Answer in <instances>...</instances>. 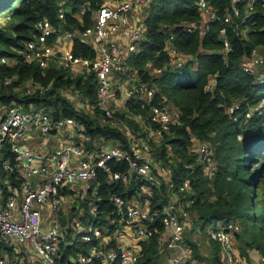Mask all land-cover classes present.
I'll return each mask as SVG.
<instances>
[{
    "label": "trees",
    "instance_id": "16d2710c",
    "mask_svg": "<svg viewBox=\"0 0 264 264\" xmlns=\"http://www.w3.org/2000/svg\"><path fill=\"white\" fill-rule=\"evenodd\" d=\"M208 1L221 17L230 13L231 21L225 22L220 17L211 22L204 34L199 27L202 16L198 0H154L145 20V38L138 52L129 57L128 63L136 69L138 79L156 88L152 103L161 102L166 106L172 103L180 112V121L160 135L155 131L158 124L152 120L149 107L142 106L144 99L140 95H133L127 100V112L114 110V118L119 125L106 123L98 102L94 71L72 77L69 70L43 69L38 63L29 62L22 56L26 41L34 39L37 33L39 19L48 17L67 29H84L94 24L93 13L102 0H69L73 7L66 13L65 21L57 17L60 0H0V14L9 10L5 22L0 24V55L17 58L12 64H0V75L14 77L11 84L0 85V102L36 104L56 118L79 120L84 125L85 147L90 150L98 148L95 144H101L103 139H111L116 142L114 145L132 150L124 125L139 137L149 136L154 157L169 168L164 176H160L154 168V176L160 179V186L154 187L150 206L154 208L166 203L171 180L177 184L189 180L192 192L178 195L186 209L195 215V223L202 220L201 227L207 233L209 226L219 222H238L241 230L236 233L234 242L239 253L249 258L250 251L256 250L261 255V262L264 261V104L261 114L256 111L247 118L244 113L261 104L264 80L244 71L242 65L254 47L262 48L264 53V0H255L252 6L248 1L237 2L239 14L232 9L231 0ZM84 6L87 11L76 17L74 14ZM7 15H10L9 19ZM223 28L226 29L225 38L232 47L230 52L224 48ZM169 43L194 58L177 65L170 48H167ZM73 50L78 55L96 56V50L79 38L74 40ZM150 65L160 71L158 75L149 72ZM211 78L215 79V84L208 89ZM31 81L43 84L46 89L29 92L28 82ZM70 89L81 92L85 103L93 107L92 113L75 103ZM237 100H241V106L236 110L240 117L234 120L228 108ZM239 134H242L241 138ZM194 137L207 139L214 146L216 168L213 175H209L206 166L198 160ZM4 158H10L14 164V154L7 143L0 151V183L8 179L11 188L20 187L17 172L4 169ZM108 166L111 171L126 172L129 169L125 160L111 159ZM150 181L149 178L135 176L128 183L113 181L107 171L99 170L97 179L91 182L82 201L86 208L81 219L86 221L94 217L96 223L104 224L108 231L113 230L114 226L107 216L118 218L113 194L132 199L150 185ZM97 183L100 192L93 196V187ZM9 194L10 188L4 185L5 203ZM191 197L195 198L194 202L187 203ZM91 198L99 204L97 211L91 208ZM78 216L72 215L69 222L66 221L68 230L61 244L63 258L66 259L73 252L87 253L90 246L80 240L66 244L72 237L69 231L72 228L68 224H73V217ZM154 226L158 230L143 243L140 264H164L157 245V238L164 229L161 218L155 221ZM189 232L185 233V244L192 249L194 260L202 264H227L221 258L218 242L208 236L213 247L210 254L204 253L202 246L187 237Z\"/></svg>",
    "mask_w": 264,
    "mask_h": 264
},
{
    "label": "built area",
    "instance_id": "2783aa9c",
    "mask_svg": "<svg viewBox=\"0 0 264 264\" xmlns=\"http://www.w3.org/2000/svg\"><path fill=\"white\" fill-rule=\"evenodd\" d=\"M154 0H102L101 5L93 13L94 24L84 29H67L62 24H55L48 17H43L36 23L37 33L34 39L26 41L22 56L29 62L38 63L43 69L63 68L71 70L76 65H83L94 71L97 78L98 102L104 111L105 118L113 125H119L114 118V110L110 106V96L113 91V74L124 72L128 68L129 57L138 52L145 38L146 29L143 23L131 24V17L138 5L150 4ZM248 1L251 5L255 0H231L232 9L239 14L237 2ZM200 10L207 14V20L202 26L205 34L210 28L211 22L220 18L208 0H198ZM252 6V5H251ZM69 0H60L57 17L66 20V13L72 10ZM87 11L86 6L74 15H82ZM221 17L225 22L231 21V14L226 13ZM10 15H7V19ZM224 36V48L226 52L232 50L225 38L226 29L221 30ZM66 35L72 42L81 37H92V47L96 50V56L78 55L72 46L53 49L52 46ZM123 35L124 41L115 38ZM175 63L182 65L186 62V54L181 53L175 47L171 48ZM17 58L8 55H0V64H12ZM244 71L256 74L264 80V53L260 47H254L250 55L244 58L242 65ZM261 68V69H260ZM74 77L73 74H71ZM14 77L0 75L1 84H11ZM214 84L209 83L210 89ZM35 89L44 91L46 87L37 82H28V91ZM143 96V107L148 106L150 116L158 124L155 130L158 135L168 130L171 125L180 121L179 110H172L161 102L152 103L156 94L154 87H149L146 82L135 85L128 91V96ZM264 104V98L257 107L249 108L244 115L250 118ZM241 100L235 101L228 112L238 120L240 115L236 110L240 108ZM132 150L127 151L118 146H104L98 150L94 157L87 156L84 146L75 141L67 140L64 144L55 147L51 151L33 149L26 143L30 134L42 133L65 134L70 129L71 134L78 136L84 131V125L72 117H54L43 107L36 104L23 105L10 102H0V151L9 145L14 154V164L10 158L2 161L5 170L17 172V178L21 180L20 187L10 189L5 204H0V237L14 238L20 242H29L32 250L38 258V264H140V249L142 242L152 237L157 231L152 227L158 218L168 232V236L158 238L160 252L166 253V264H202L193 259L192 249L185 244L186 223L190 214L178 193L192 192L189 180L185 179L180 184L174 180L169 183V191L172 194L166 203L154 208H143L131 199H126L119 194H113L118 221L113 234H123L124 226L131 228L136 243H125L116 239L115 243L99 244L91 248L87 253H80L76 257L63 258L62 241L65 237L57 216H54L49 226L44 225L43 208L49 204L53 212L61 206V189L76 190L78 184L85 185L97 179L99 170L109 173L113 181L128 183L133 176L136 178H149L150 185L146 186L147 196L152 197L154 187L160 186V179L154 176L156 167L159 175L168 173L167 167L161 165L153 155V148L149 141L142 142L139 136L133 133L127 125H124ZM239 138L242 134L238 135ZM198 160L206 166L209 175L215 173L216 161L211 142L207 139L194 137ZM111 159L125 160L128 163V171H111L108 162ZM11 187V186H10ZM100 192L98 183L93 187V194ZM191 197L187 203H193ZM94 211L98 210V204L92 203ZM94 220V219H92ZM92 220L83 224L81 219L75 218L74 225L77 228L76 235L85 240H99L101 231ZM241 230V225L236 221L221 222L207 228L209 238L220 244L224 252V260L227 264H247L246 259L239 253L234 237ZM77 237V236H76ZM114 238V237H113ZM0 264H21L17 258H10L0 254ZM260 264H264L261 261Z\"/></svg>",
    "mask_w": 264,
    "mask_h": 264
},
{
    "label": "crops",
    "instance_id": "0c3cea01",
    "mask_svg": "<svg viewBox=\"0 0 264 264\" xmlns=\"http://www.w3.org/2000/svg\"><path fill=\"white\" fill-rule=\"evenodd\" d=\"M150 4H144V5L136 6L135 10L132 14V17H131V24L136 25L138 23H143V25L146 29V32H147V26L145 24V20H146V17L150 11ZM200 12H201V16H202V22L199 24V27L202 29V26L204 25V23L207 20V14L205 12H203L202 10H200ZM79 16H81V15H78V14L76 15V17H79ZM94 17L95 16L93 15V21H94ZM115 38H117L119 41H121V40L124 42L126 41L124 39L125 37L123 35H117ZM81 40L86 42L90 46H92L91 45L93 42L92 37H87V38L81 37ZM73 45H74V41L72 42V40H70L68 37H66V35H63L58 40V43L56 45H53L52 48L59 50L62 47H69V46L73 47ZM168 47L170 48V52H171L172 46L170 43L168 44L167 48ZM260 51L263 52L262 48H260ZM191 58H194V56H192V55H186L185 56V60L191 59ZM88 72H89V69L83 65H76L70 70V74H73L74 77L85 75ZM136 72H137L136 69L134 67H132L131 65H129V63H128V68L126 69V71L117 72V73L113 74V78H112L113 79V91L111 92V96H110V100H109L110 106L113 108V110L120 111V112H124V111L127 112L126 103H127V100L132 97V96H128V91L131 88H133L135 85H137L138 83H141V81L138 79V77L136 75ZM149 72L153 75H158L160 71L155 69L154 67H152L150 65ZM146 83L149 87H154L151 83H149V82H146ZM211 83L215 84L214 78H211ZM79 93H80L79 94L80 99L78 100V102H76L75 101L76 98L71 95L73 97L75 103L77 105L81 106L86 112L92 113L93 107L88 102L85 103V100L83 99L84 96L81 94V92H79ZM141 97H143V96H141ZM167 106L169 108H171L172 110H178L176 108V106H174L172 103L170 105H167ZM102 119L104 122L109 123L108 120L105 118V115ZM139 138L141 139L142 142L150 140L149 136L148 137H139ZM85 139H86V136H85L84 131H80V134L78 136H75L74 134H71V131L69 129L68 133H65V134H58V133L57 134L52 133V134H48V135H45L42 133L30 134L27 138L26 143L29 144L33 149H36V150L51 151L55 147L64 144L67 140L75 141V142L80 143L84 146L87 156H92V157L97 155L98 150L101 147L117 146V145H114V144H116V142H114L113 140L103 139L101 144H99L98 142H97V144H95L98 146V148L90 150V149H87L85 147V144H87V141L85 142ZM90 184H91V182L86 183L85 185L78 184L76 190H70L67 188L61 189L60 195L62 198V201H61L62 203H61V206L59 207V209L55 212H53V210L49 204L43 205L42 208H43V220H44L43 223H44V225L49 226L51 224L54 216H57V218L59 220V224H60L61 229H62V233H63L64 237H66L68 227L63 226L61 220H63L66 216V221L69 222L72 215L73 216L79 215L76 218L81 219V216H83L85 213V208L81 207L80 204H78V203L82 202L85 199L86 192H87L88 188H90V186H91ZM4 185H7L11 189V187H10L11 185H10L8 179H6L5 182L0 183V204H5V202L3 201V198H4L3 197V187H4ZM171 194L172 193H169V196ZM93 196H96V195L93 194ZM150 199L151 198L147 196L146 190H144V191L138 193L136 196H134L131 200L135 203H138L143 208H147V207L151 208ZM90 203H91V208H92V203H97V202H96L95 198H91ZM75 204H77L76 207L78 208V210H75V212L72 213V215H71V210L75 206ZM98 207H99V204H98ZM92 210H93V208H92ZM189 214H190V217H189V220L186 223V225H187V230L190 229V232L188 233L189 235L187 237H190L192 240H195L199 245L200 243H202L201 232L204 231L206 233V230H204L197 222L195 223V220H194L195 215L193 216L191 211H189ZM95 215L96 214H94V216ZM107 216H108L109 223L114 226L113 230L108 231L107 228H105L104 224L100 225V224L96 223V220H92L93 224L97 228H99L101 231V235L99 237L100 238L99 240H85L81 236L76 235L77 228L74 225V223L71 225L68 224V226H70V228H72V230H69L72 232V237L70 240L66 241V244H72L76 240L83 241L85 243L90 244V246L88 248V252H89L91 250V248L96 246V245L115 243V241H116L115 237L117 239H121L125 243H136L137 242V240L133 236L131 228L129 226H124V231H123L122 235L115 236V234H113V231H114L115 227L117 226V221H118L119 217L118 218H111L110 215H107ZM73 218L75 219V217H73ZM81 221L83 222V224L86 225L91 221V219L87 218L86 221L81 219ZM219 223H221V222H219ZM73 230H74V232H73ZM162 235H165L167 237L168 232H166V230L163 229L162 232L160 233V236H162ZM160 236H158V238ZM150 238H148L142 242V247L140 249L141 256L143 254V243L145 241L149 240ZM158 238H157V245L159 247ZM207 238H208V235H207ZM159 251H160V248H159ZM63 253H64V250H63ZM80 253H83V252H81V251L80 252H73V253H71L70 257H73V254H76V256H77ZM0 254L1 255H7L10 258H17L18 260H21V264H25V261H26V264H38V258L36 256L35 252L32 250L30 243L27 241L26 242H20L14 238H1L0 237ZM160 254L164 259V264H166V253L160 252ZM220 255H221L222 260L225 262L224 252H223L221 247H220ZM250 257L260 260L261 255L258 251L251 250L250 251Z\"/></svg>",
    "mask_w": 264,
    "mask_h": 264
},
{
    "label": "rangeland",
    "instance_id": "374dc122",
    "mask_svg": "<svg viewBox=\"0 0 264 264\" xmlns=\"http://www.w3.org/2000/svg\"><path fill=\"white\" fill-rule=\"evenodd\" d=\"M7 13H9V10L7 9V10H4L3 12H1V14H0V24H2L3 22H5V15L7 14ZM264 68V67H263ZM261 69V68H260ZM258 76V75H257ZM71 90V89H70ZM69 90V91H70ZM80 93L79 92H76V91H74V90H71V92H70V96L72 95L73 97H75L76 99H75V101L76 102H78V100L80 99V95H79ZM214 147V146H213ZM167 170H169V168H167ZM2 179V178H1ZM3 182H4V180H3ZM78 204H80V206L81 207H84V208H86V205L83 203V202H79ZM76 205L77 204H75V206L72 208V210H71V214L72 213H74L75 212V210L77 209V207H76ZM61 222H62V224H63V226H66V216H65V218L63 219V220H61ZM200 226L203 224V221L202 220H200V221H198L197 222ZM62 226V227H63ZM209 225H207L206 227H208ZM194 229V228H193ZM190 230V229H189ZM201 240H202V243H200L199 244V246H202L201 247V249L204 251V253H208V254H210V252H211V249H212V247H213V245H211L210 243V240L207 238V234L204 232V231H202L201 232ZM236 241H238V240H236ZM242 256V255H241ZM243 257V256H242ZM246 259V263L247 264H260V260H258V259H254V258H252V257H250L249 256V258H245ZM201 261V260H200Z\"/></svg>",
    "mask_w": 264,
    "mask_h": 264
}]
</instances>
